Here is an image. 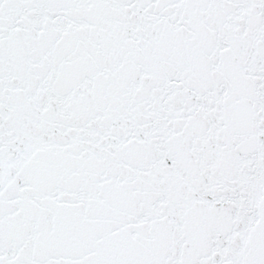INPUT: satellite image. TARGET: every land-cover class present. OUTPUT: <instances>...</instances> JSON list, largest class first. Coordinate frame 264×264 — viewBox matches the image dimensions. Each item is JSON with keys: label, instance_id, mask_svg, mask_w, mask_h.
<instances>
[{"label": "snow or ice", "instance_id": "snow-or-ice-1", "mask_svg": "<svg viewBox=\"0 0 264 264\" xmlns=\"http://www.w3.org/2000/svg\"><path fill=\"white\" fill-rule=\"evenodd\" d=\"M0 264H264V0H0Z\"/></svg>", "mask_w": 264, "mask_h": 264}]
</instances>
